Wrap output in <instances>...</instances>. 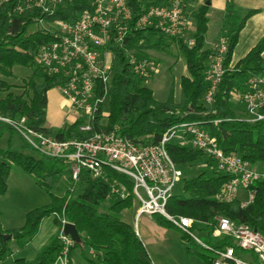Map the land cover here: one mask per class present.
Masks as SVG:
<instances>
[{
	"label": "trees",
	"instance_id": "obj_1",
	"mask_svg": "<svg viewBox=\"0 0 264 264\" xmlns=\"http://www.w3.org/2000/svg\"><path fill=\"white\" fill-rule=\"evenodd\" d=\"M173 1L128 0V6L135 22L151 9L169 7ZM207 2L210 0H205L191 14L195 28L191 36L194 39L192 47L185 43L184 38H167L156 30H140L131 34L126 47L137 51L140 58L147 57L150 51L164 52L171 46L179 48L188 75L180 79L178 98L172 85L167 99L158 102L154 92L145 86V81L139 79L126 62L125 49H117L119 63L115 67L107 105L108 129L118 128L121 136L135 143L156 145L168 130L177 125L201 123L225 154L237 155L252 166L264 164V120L248 122L244 107L243 113L238 116L237 104L240 103L234 102L230 95L233 91H244L251 78L259 77L264 72V37L244 59L231 67L240 34L248 20L258 11L241 13L233 4H228L221 29V37L227 39L228 43L224 63L226 72L213 104L207 105L204 98L209 84L205 73L214 53V49H209L206 42L210 22V5ZM86 8L85 2H75L58 10L51 18H45L48 21L75 22ZM11 10L12 4L0 5V94H6L0 99V115L12 119L25 117L31 129L58 141L87 139L89 134L78 132L81 122L62 129L47 126V93L60 85L61 79L49 75L38 66L35 55L41 45L54 39L50 34L33 30L35 24L30 13L9 16ZM15 67L32 70V76L24 81L21 93H14V86L7 82L13 77ZM6 133L16 134L11 127L0 125V138ZM24 148L28 149L29 146L24 144ZM167 151L171 160L183 172L179 183L182 194L174 192L167 210L173 215L191 218L194 221L192 231H198L202 236L200 240L208 247L206 249L181 233L187 253L202 259L204 264H213L219 258V253L234 247L237 257L238 249L232 238L212 236L219 216L229 218L236 225H247L264 236V181L254 186L255 200L247 208H241L239 201L223 204L215 197L229 178L219 173L205 154L174 142L168 143ZM14 166L32 177L50 195L51 201L47 206L29 212L23 227L11 231L0 229V264L12 256L13 249L9 248L11 243L16 245L17 250H23L39 233L42 222L53 215L58 216L53 221L59 231L29 264L56 263L62 251L59 234L63 218L76 227L81 238V243L75 244L70 251L69 264H73L72 258L77 252L81 253L88 264H152L133 226L122 220V213L133 207L132 198L124 201L110 199L111 184L92 177L87 171L82 172L78 185L80 193L74 196L69 164L40 154L36 158L13 152L10 146L0 149V197L8 192V181ZM64 175L69 179L66 188L70 187L62 196ZM111 177L126 182L115 173H111ZM107 202L109 206H105ZM157 221L165 228H174L163 217L158 216ZM4 235H12V238L4 241ZM88 255H92V258H88ZM15 263L27 264L24 259L16 260Z\"/></svg>",
	"mask_w": 264,
	"mask_h": 264
},
{
	"label": "built area",
	"instance_id": "obj_2",
	"mask_svg": "<svg viewBox=\"0 0 264 264\" xmlns=\"http://www.w3.org/2000/svg\"><path fill=\"white\" fill-rule=\"evenodd\" d=\"M75 2L87 4L75 22L46 20L45 17L51 18L58 10ZM2 4H12L9 16L30 13L36 30L53 37L52 42L39 47L35 62L49 75L61 79V84L55 89L61 92L67 103L70 120L66 126L81 122L78 132L90 136L82 140L58 141L31 129L25 117L12 119L0 115V125L11 127L37 154L69 164L74 187L79 185L82 172L87 171L92 177L111 184L110 199L124 201L132 198L139 205L138 217H163L175 229L208 249L192 231L194 221L191 218L176 216L167 210V204L183 178L182 170L167 151L168 143L174 142L202 152L215 164L219 173L229 178L215 197L218 202L231 204L239 201L243 191L245 200L240 202L241 208L253 204L256 196L254 186L264 181V172L237 155L225 154L201 123L177 125L168 130L156 145L135 143L121 136L118 128L108 129L109 112L106 108L115 67L119 63L117 49H125L126 62L139 79L145 82L153 79L160 71L158 63L149 55L140 58L137 51L126 49L130 35L140 30H156L167 38H184L185 43L192 47L194 39L192 35L187 36L192 20L182 6L173 1L171 6L155 7L133 22L128 0H0ZM213 49L210 66L205 73L209 84L204 98L207 105L213 104L226 72L227 39L220 37ZM230 95L244 107L248 122L264 120V72L251 78L244 91H233ZM111 173L126 182L112 178ZM52 217L58 218L57 215ZM67 224L63 218L59 234L62 251L55 264L70 263L69 255L75 242L64 235ZM212 236L232 238L237 249L253 252L258 264H264V236L249 226L236 225L229 218L219 216ZM218 256L213 264H252L237 258L234 247L227 248Z\"/></svg>",
	"mask_w": 264,
	"mask_h": 264
},
{
	"label": "rangeland",
	"instance_id": "obj_3",
	"mask_svg": "<svg viewBox=\"0 0 264 264\" xmlns=\"http://www.w3.org/2000/svg\"><path fill=\"white\" fill-rule=\"evenodd\" d=\"M191 18V15L188 14ZM35 28V27H34ZM33 30L35 31L36 28ZM194 24H191L188 37L194 33ZM168 42V39H167ZM208 47V46H207ZM148 55L158 63L160 67L159 74L153 79L145 82V86L154 92L155 99L158 102H164L167 99L170 87H175L176 97L180 93V79L188 75L185 61L182 59L179 48L175 46L167 48L162 51H150ZM32 76V70L22 67H15L13 69V77L7 82L14 86L12 90L14 93H21L24 81ZM6 94H0V99L4 98ZM48 100L50 102V118L54 116L58 123L54 126L55 129H62L65 126L66 116L68 112L66 102H63V96L57 89L48 92ZM234 102V99H232ZM239 103V102H237ZM106 110L109 112L108 108ZM243 113V106L237 104L238 116ZM49 119V123L54 125L56 123ZM23 139L16 133L10 135L6 133L0 138V149L11 147L13 152L24 153L28 156L38 157V154L29 148H24ZM258 171L264 172V164H257L254 166ZM68 176L64 175L62 178L63 188L60 195L67 193ZM177 194H182V187L179 184L175 189ZM80 193L79 186L73 188L72 194L77 196ZM57 194V193H56ZM239 202L245 200V193L240 192ZM51 201L50 195L36 184V181L23 173L18 167L14 166L8 181V192L5 196L0 197V229L2 231L16 230L24 226L26 216L29 212L47 206ZM109 202L105 206H109ZM139 205L133 201V207L127 209L122 214V220L133 226L137 236L142 242L146 252L148 253L152 264H204V261L198 257L187 253L182 241L181 232L174 228H165L161 226L157 219L158 216L149 217L143 215L137 216V209ZM53 217L45 219L41 226V235L23 250H17L16 245L11 243L9 248L13 249L12 256L8 257L3 264H16V260L24 259L27 264L31 263L37 254L50 242L49 228L54 230L55 224ZM195 236L202 239L198 231H195ZM207 254V253H206ZM210 254V253H209ZM208 254V255H209ZM211 255V254H210ZM92 258V255H88ZM237 257L241 260L258 264L259 260L253 252L243 251L238 249ZM73 264H88L77 252L72 258Z\"/></svg>",
	"mask_w": 264,
	"mask_h": 264
},
{
	"label": "crops",
	"instance_id": "obj_4",
	"mask_svg": "<svg viewBox=\"0 0 264 264\" xmlns=\"http://www.w3.org/2000/svg\"><path fill=\"white\" fill-rule=\"evenodd\" d=\"M175 3L177 5L182 6L185 12L191 15L195 10H197L201 5L205 3V0H175ZM209 3H210V9L208 13V18L210 22L208 24V33L206 38L207 46L209 49L214 48L219 38L221 37V29L224 22L225 11L228 4H233L241 13L250 10L258 11V14L254 15L252 18L248 20L246 26L244 27V29L240 34L238 44L233 54V60L231 64V67L233 68L239 61L244 59L249 54V52L264 37V0H210ZM262 58L264 59V53L262 55ZM50 107H51L50 102L47 97V109H46L47 126L49 128L55 129L54 126H57L58 123L55 121L53 115L52 118H50ZM49 119L55 121L56 123H54V125L50 124ZM69 120L70 119L66 116V121L68 122ZM67 122L65 123V126ZM58 231L59 230L56 225L54 230L49 228L50 238L54 237L58 233ZM39 235H41V229L34 238V241L39 237Z\"/></svg>",
	"mask_w": 264,
	"mask_h": 264
},
{
	"label": "water",
	"instance_id": "obj_5",
	"mask_svg": "<svg viewBox=\"0 0 264 264\" xmlns=\"http://www.w3.org/2000/svg\"><path fill=\"white\" fill-rule=\"evenodd\" d=\"M207 5H210L209 2H207ZM64 235L70 236L71 239L75 242V244H80L81 243V238L78 234V231L76 229V227L73 224H67L64 227ZM12 235H4L3 239L4 241H6L7 239H11Z\"/></svg>",
	"mask_w": 264,
	"mask_h": 264
}]
</instances>
